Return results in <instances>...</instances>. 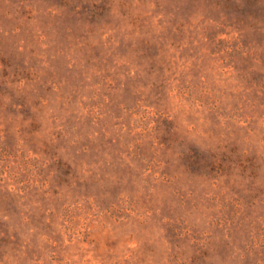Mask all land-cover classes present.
Masks as SVG:
<instances>
[{
	"label": "rangeland",
	"instance_id": "374dc122",
	"mask_svg": "<svg viewBox=\"0 0 264 264\" xmlns=\"http://www.w3.org/2000/svg\"><path fill=\"white\" fill-rule=\"evenodd\" d=\"M0 264H264V0H0Z\"/></svg>",
	"mask_w": 264,
	"mask_h": 264
}]
</instances>
